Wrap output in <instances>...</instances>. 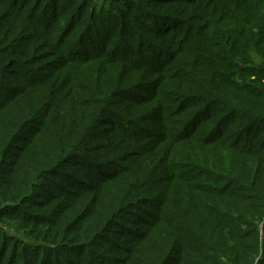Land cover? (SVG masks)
Here are the masks:
<instances>
[{"label":"trees","instance_id":"16d2710c","mask_svg":"<svg viewBox=\"0 0 264 264\" xmlns=\"http://www.w3.org/2000/svg\"><path fill=\"white\" fill-rule=\"evenodd\" d=\"M0 264H264V0H0Z\"/></svg>","mask_w":264,"mask_h":264},{"label":"rangeland","instance_id":"374dc122","mask_svg":"<svg viewBox=\"0 0 264 264\" xmlns=\"http://www.w3.org/2000/svg\"><path fill=\"white\" fill-rule=\"evenodd\" d=\"M252 56H253V60H254V62H255L256 64H257V63H258V64L261 63V58H260L259 56H256L255 53H253ZM140 251L143 252V250H142V246H141V248H140Z\"/></svg>","mask_w":264,"mask_h":264}]
</instances>
